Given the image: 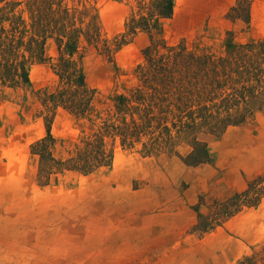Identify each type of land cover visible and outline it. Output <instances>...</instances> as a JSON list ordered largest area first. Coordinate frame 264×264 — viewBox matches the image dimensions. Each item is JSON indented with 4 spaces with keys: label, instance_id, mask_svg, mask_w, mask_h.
Here are the masks:
<instances>
[{
    "label": "rangeland",
    "instance_id": "rangeland-1",
    "mask_svg": "<svg viewBox=\"0 0 264 264\" xmlns=\"http://www.w3.org/2000/svg\"><path fill=\"white\" fill-rule=\"evenodd\" d=\"M28 1L4 0L0 8L21 2L12 14L29 26ZM238 1L175 0L171 17L118 47L115 40L131 17L147 14L142 0H62L63 9H78V23L97 21L101 38L113 47L105 53L104 41L88 45L83 36L74 56L96 89L94 103L102 116L77 118L45 103L60 82L55 38L48 40L51 59L29 63V82L0 84V264H239L252 254L264 264V194L257 204L214 220L229 198L256 179L260 192L252 193L264 192V109L220 134L203 132L213 160L200 166L108 138L115 153L111 164L88 174L64 169L45 183L39 177L41 156L33 149L50 130L55 156L74 154L82 138L100 126L112 96L139 83L138 67L153 40L224 53L229 31L238 42L264 37V0H251L249 22L229 16ZM188 151L182 144L181 154ZM200 218L213 227L195 229ZM42 247H50L49 259H40Z\"/></svg>",
    "mask_w": 264,
    "mask_h": 264
},
{
    "label": "trees",
    "instance_id": "trees-1",
    "mask_svg": "<svg viewBox=\"0 0 264 264\" xmlns=\"http://www.w3.org/2000/svg\"><path fill=\"white\" fill-rule=\"evenodd\" d=\"M18 4L21 2H8L0 8V84L29 82V63L51 59L47 54L48 40L55 38L59 54L53 57L54 68L60 82L44 98L45 103L49 108L62 106L77 118L93 119L94 114L101 117L94 103L96 89L89 86L74 57L83 36L88 45L98 46L104 41L105 53L113 50L111 43L101 38L98 22L91 21L87 27L83 22L79 24L78 9H63L62 0H29L32 20L28 26L22 15H14ZM142 4L147 14L131 17L127 30L117 36L116 46L141 31H151L160 18L171 17L175 10V0H142ZM229 16L249 22L251 0H239ZM145 54L146 62L138 67L139 83L112 96L113 104L100 126L82 138L74 154L57 158L50 130L35 142L34 152L41 156L42 182L64 169L88 174L111 164L115 153L108 146V138L128 147L141 144V151L149 155H179L190 166L207 164L213 157L208 142L201 138L203 132L220 134L264 109V37L238 42L235 32L229 31L224 53L189 49L184 43L168 45L160 39L153 40ZM184 143L189 151L181 154ZM256 180L243 193L229 198L214 220L235 214L243 204H257L264 192L253 194L260 192V180ZM210 224L208 218H200L194 228L208 230L213 227ZM257 263V255L252 254L239 264Z\"/></svg>",
    "mask_w": 264,
    "mask_h": 264
},
{
    "label": "crops",
    "instance_id": "crops-1",
    "mask_svg": "<svg viewBox=\"0 0 264 264\" xmlns=\"http://www.w3.org/2000/svg\"><path fill=\"white\" fill-rule=\"evenodd\" d=\"M40 249V252L41 251H43V257L41 258L40 257V259H42V260H46V259H49L50 258V255L52 254H50V247H48V248H46V247H42V248H39ZM44 254H45V256H44ZM35 261H37L38 262V264H42L43 262L42 261H40V260H35ZM40 261V262H39ZM33 262V261H32Z\"/></svg>",
    "mask_w": 264,
    "mask_h": 264
}]
</instances>
